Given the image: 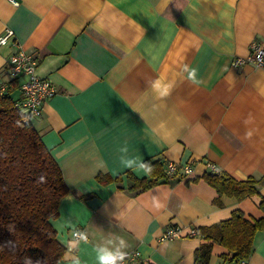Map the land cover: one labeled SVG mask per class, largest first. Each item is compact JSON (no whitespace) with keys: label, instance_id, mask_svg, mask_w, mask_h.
Wrapping results in <instances>:
<instances>
[{"label":"crops","instance_id":"0c3cea01","mask_svg":"<svg viewBox=\"0 0 264 264\" xmlns=\"http://www.w3.org/2000/svg\"><path fill=\"white\" fill-rule=\"evenodd\" d=\"M6 29L14 38L0 45L5 93L16 100L24 80L5 66L16 41L56 86L31 124L68 189L51 220L66 248L57 264H97L95 246L118 239L140 252L133 264H199L205 243V264H228L215 227L237 210L261 218L264 182L243 199L218 194L206 163L237 180L264 177V68L232 65L264 42V0H0V36ZM157 80L174 83L167 97L152 94ZM161 123L168 136L157 141ZM189 161L187 178L166 174L168 162ZM170 226L180 236L159 241ZM75 230L88 243L70 251ZM251 249L248 264H264V230Z\"/></svg>","mask_w":264,"mask_h":264},{"label":"trees","instance_id":"16d2710c","mask_svg":"<svg viewBox=\"0 0 264 264\" xmlns=\"http://www.w3.org/2000/svg\"><path fill=\"white\" fill-rule=\"evenodd\" d=\"M14 101L9 91L0 94V264H57L66 248L58 241L51 220L68 189L57 163ZM206 177L218 194L238 199L257 193V186L264 182V177L237 180L221 171ZM159 180L144 181L142 186ZM259 207L263 211L259 219L237 210L215 227L220 245L231 252L229 262L247 259L253 235L264 230V196ZM211 246L205 243L200 248L199 264L207 262Z\"/></svg>","mask_w":264,"mask_h":264},{"label":"built area","instance_id":"2783aa9c","mask_svg":"<svg viewBox=\"0 0 264 264\" xmlns=\"http://www.w3.org/2000/svg\"><path fill=\"white\" fill-rule=\"evenodd\" d=\"M14 34L11 30L6 29L5 33L0 36V45H4ZM16 49L6 59L5 66L12 78L23 76L24 80L18 86L19 97L14 101V106L22 113L24 121H32L41 114V106L43 102L56 93V86L48 79L39 77L36 74V67L38 59L31 54L25 52L19 43L16 41ZM249 53L245 57H235L232 65H240L242 63H251L257 67L264 68V42L253 40L250 43ZM5 93V86L0 85V94ZM206 167L210 172L218 171L217 166L213 163L207 162ZM193 162L186 163L168 162L166 167V174L169 176L179 177L181 179L187 178L192 174ZM181 228L179 226H170L159 237V241L173 240L180 236ZM74 232H82L75 230ZM191 234H195L192 230ZM123 264H133L140 259V252L133 250L126 252ZM247 259H240L238 261L229 262L228 264H248Z\"/></svg>","mask_w":264,"mask_h":264},{"label":"clouds","instance_id":"9594fccd","mask_svg":"<svg viewBox=\"0 0 264 264\" xmlns=\"http://www.w3.org/2000/svg\"><path fill=\"white\" fill-rule=\"evenodd\" d=\"M183 71L187 73V79L194 84H200L201 81L197 77V69L190 68L187 65L184 66ZM174 87L173 82L162 83L160 81H153L151 85V92L157 98L167 97L172 88ZM168 132L164 123L159 124L156 128L152 130V137L154 140L159 141V139L167 138ZM121 152H127L126 148H122ZM122 163L125 166H131L134 161L122 159ZM145 172H150L151 169L146 167V165H139ZM83 242L88 243L87 234L84 232H74L73 239L69 241V250L77 248L79 244ZM126 243L123 239H118V241H109L105 244L97 245L94 248L95 258L97 264H123L125 256L127 253L124 251L126 248ZM72 264H82V261L76 257L73 259Z\"/></svg>","mask_w":264,"mask_h":264}]
</instances>
